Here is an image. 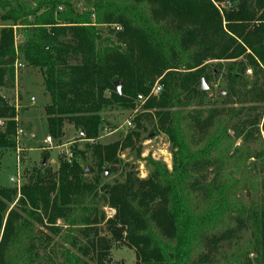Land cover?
I'll list each match as a JSON object with an SVG mask.
<instances>
[{
  "label": "trees",
  "instance_id": "obj_1",
  "mask_svg": "<svg viewBox=\"0 0 264 264\" xmlns=\"http://www.w3.org/2000/svg\"><path fill=\"white\" fill-rule=\"evenodd\" d=\"M81 1L86 5L81 7ZM33 2L34 7H31L26 1L0 0V22L5 23L0 29V86L5 75L2 66H6V76L12 82L16 63L36 69L48 99L44 106L46 132L56 143L63 141V128L67 124L72 125L78 135H84L82 140L97 139L104 124L99 113L108 103L103 95L106 91L113 103L122 108H133L131 96H147V82L166 73L162 82L165 89L157 99L150 97L143 108L158 110L161 128L168 134L173 133V146L180 152L182 170L168 176L154 165V178L139 181L127 177L122 185L104 186L109 203L116 211L107 221V227L116 241L122 240L134 250L136 264H187L194 233L200 228L199 221L187 213L182 186L184 169L193 158L181 141L177 118L161 110L175 108L179 103L177 91L203 94L197 87L201 78L210 80V75L201 67L205 58L231 63L227 77L232 81L236 79L237 71L234 62L247 51L255 54L264 65V1H258L256 7L250 8L246 0H239L236 7L226 11L210 0L201 3L194 0ZM127 3L151 5L150 21L142 23ZM162 14L198 27L196 34L191 32L181 40L198 47L195 54L198 58L180 78L168 71L171 68L167 61L159 48L151 43L153 31L146 23L164 17ZM111 25L118 45L102 37L100 28ZM19 31L22 41L15 45L14 36ZM252 63L258 64L254 59ZM118 80L122 83L120 94L112 85ZM16 118L14 107L0 97V151L16 148ZM141 118L138 114L133 122L138 124ZM135 136L138 137L136 133ZM130 139L131 135L127 134L121 142L87 145L98 165H115L118 152L127 148ZM72 156L70 164L61 158L56 170H45L42 165V173L38 171L29 176L18 191L20 197L16 205L8 212L7 205L12 203L16 191L0 188V264L21 261V250L17 247L24 239L30 240L31 221L48 227L59 219L71 226L89 221L91 213L82 207L87 201H93L97 179L93 178L92 182L85 179L79 164L84 156L83 147L73 148ZM123 232L125 236L122 237ZM71 240L68 244L81 251L82 256L86 255L87 248H79L77 242ZM173 241L176 242L174 247ZM26 244L25 252L31 248ZM87 244L92 249L98 244L100 250L96 258L101 262L104 254L100 243L91 240ZM59 257L62 259L60 264H86L67 249Z\"/></svg>",
  "mask_w": 264,
  "mask_h": 264
},
{
  "label": "rangeland",
  "instance_id": "obj_2",
  "mask_svg": "<svg viewBox=\"0 0 264 264\" xmlns=\"http://www.w3.org/2000/svg\"><path fill=\"white\" fill-rule=\"evenodd\" d=\"M20 1H26L31 7L34 5L33 0ZM194 1L201 3L203 0ZM210 1L226 11L236 7L239 0ZM246 1L253 8L261 0ZM144 4L127 3L133 13L140 16L142 23L150 21L152 16V6ZM80 5L83 7L86 2L81 1ZM146 24L153 31L151 43L159 48L171 68L168 71L180 78L195 65L198 47L181 40L191 32L196 34L198 27L167 16L156 17ZM4 26L5 23L0 22V29ZM113 27H102L100 31L103 38L118 45L113 37ZM19 35L20 31L15 33V45L22 41ZM252 59L258 64L252 63ZM205 60H202L201 67L210 75V80H203L205 91L199 89L200 85L197 87L203 94L177 91L179 103L175 108L161 110L177 118L181 141L193 158L184 169L182 186L187 213L199 221L200 228L194 233L187 264H264V65L259 63L255 54L247 51L235 60L236 79L232 81L227 77L231 63ZM21 65L13 70V82L6 76V66H2L5 75L0 86V97L16 110L18 124L16 148L0 151V188L16 191L12 203L7 205V212L14 208L20 197V188L10 182L17 174V149L20 187L29 176L44 171L41 169L43 162L45 170L54 171L62 152H72L78 146L83 147L84 154L79 160L80 166L83 170L88 167L93 171L85 174L86 181L92 182L95 178L97 182L93 201H87L82 207L91 213L89 221L71 226L59 219L49 227L31 221L30 240L24 239L23 247L21 244L17 247L21 250V261L12 264H60V253L66 249L86 264H136L134 250L122 240L116 241L108 231L107 221L115 216L116 211L103 187L122 185L127 177L139 181L154 178V165L168 176L182 170L180 152L173 146V133L168 134L161 128L159 111L155 108L144 109L134 96L130 98L133 108H122L113 103L106 91L103 95L108 103L99 113L104 124L97 139L92 143L79 140L73 126L67 124L63 128V141L56 143L53 140L59 148L46 150L44 106L48 99L44 96L42 78L36 69L24 63ZM165 74L147 82L149 93L156 84L161 85V92L165 89L162 85ZM160 93L151 98L157 99ZM138 114L142 118L135 124L133 119ZM128 122L130 126H126ZM109 129L113 133L106 135ZM127 134L131 139L127 148L118 152V163L98 165L87 144H113L123 141ZM71 239L79 248H87L86 255L82 256L81 251L68 244ZM91 240L98 241L102 247L104 256L101 262L96 258L100 250L98 244L93 249L87 246ZM25 244L31 247L27 252L23 251ZM175 244L173 241L172 247Z\"/></svg>",
  "mask_w": 264,
  "mask_h": 264
},
{
  "label": "built area",
  "instance_id": "obj_3",
  "mask_svg": "<svg viewBox=\"0 0 264 264\" xmlns=\"http://www.w3.org/2000/svg\"><path fill=\"white\" fill-rule=\"evenodd\" d=\"M119 28H117L118 30ZM22 65L20 63H16L15 65V69H18V68H21ZM161 92V85L160 84H156L152 90L150 91V93H148L147 96H143V95H138L136 97V101L137 103H139L140 105H144L146 103V101L151 97V96H157L159 93ZM1 126V124H0ZM126 126H130V123H126ZM113 133V131H111L109 129L108 133L106 135H111ZM79 137L81 139H84V135L82 133L79 134ZM87 143H92L93 140H83ZM44 144H46L45 146V149L46 150H51V149H57L59 148L58 146H55L53 144V140L50 138V137H46L45 140H44ZM17 156H16V167H17V174H16V177L15 178H11L10 179V182L12 184L15 185V187L17 188H20V173H19V169H18V164L20 163V157H19V150L17 149ZM62 158L67 162V163H71L72 162V159H73V156H72V152L70 150H66L64 152H62Z\"/></svg>",
  "mask_w": 264,
  "mask_h": 264
},
{
  "label": "water",
  "instance_id": "obj_4",
  "mask_svg": "<svg viewBox=\"0 0 264 264\" xmlns=\"http://www.w3.org/2000/svg\"><path fill=\"white\" fill-rule=\"evenodd\" d=\"M113 87H114V89H115V91H116V93H118V94H120V92H121V86H122V83H121V81H115V82H113ZM199 89L201 90V91H205L206 90V86H205V84H204V81H203V79L201 80V82H200V87H199ZM42 165H44V162L42 163ZM93 171H92V169L91 168H85L84 169V173L85 174H91Z\"/></svg>",
  "mask_w": 264,
  "mask_h": 264
},
{
  "label": "crops",
  "instance_id": "obj_5",
  "mask_svg": "<svg viewBox=\"0 0 264 264\" xmlns=\"http://www.w3.org/2000/svg\"><path fill=\"white\" fill-rule=\"evenodd\" d=\"M30 101L33 102V98H30ZM46 133H47V132H46ZM47 136H48V135H47ZM47 136H46V137H47ZM46 137H45V138H46ZM44 140H45V139H44ZM45 146H46V144L44 145V147H45Z\"/></svg>",
  "mask_w": 264,
  "mask_h": 264
}]
</instances>
